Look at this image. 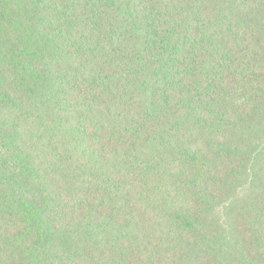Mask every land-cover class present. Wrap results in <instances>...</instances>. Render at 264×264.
<instances>
[{"label":"trees","instance_id":"trees-1","mask_svg":"<svg viewBox=\"0 0 264 264\" xmlns=\"http://www.w3.org/2000/svg\"><path fill=\"white\" fill-rule=\"evenodd\" d=\"M0 264H264V0H0Z\"/></svg>","mask_w":264,"mask_h":264}]
</instances>
